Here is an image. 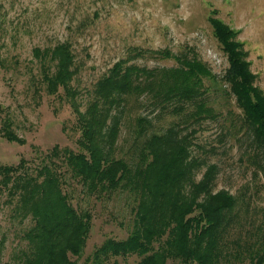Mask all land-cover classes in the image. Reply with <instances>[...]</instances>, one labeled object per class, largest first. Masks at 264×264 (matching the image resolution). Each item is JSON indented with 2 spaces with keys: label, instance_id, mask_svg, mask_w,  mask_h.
<instances>
[{
  "label": "trees",
  "instance_id": "trees-1",
  "mask_svg": "<svg viewBox=\"0 0 264 264\" xmlns=\"http://www.w3.org/2000/svg\"><path fill=\"white\" fill-rule=\"evenodd\" d=\"M209 20L228 60L220 79L235 96L251 135L254 174L264 175V89L257 83L239 30L216 10ZM147 51L175 58L177 64H140L136 58ZM32 53L38 63L32 76L35 90H64L79 137L76 149L55 144L33 170L25 160L0 164V195L6 192L15 212L33 221L24 232L27 246L18 256L19 264H122L119 257L132 254L140 259L125 264H166L170 257L185 264H264V228L253 241L231 238L242 204L228 188L215 189L218 164L192 152L195 142L189 132L182 133L180 122L153 130L147 114L134 115L141 104L184 115L186 123L216 117L209 91L210 80L217 82L219 77L207 61L196 51L178 54L168 47H133L98 78L83 106L73 84L78 67L72 42L35 45ZM124 124L135 133L137 148L129 156L119 153ZM2 135L24 141L8 121ZM203 166L197 179L196 170ZM68 173L90 194L127 190L137 201L127 237L106 238L83 263L72 255L79 257L85 248L92 213L72 203L64 185ZM0 264L16 263L0 259Z\"/></svg>",
  "mask_w": 264,
  "mask_h": 264
},
{
  "label": "rangeland",
  "instance_id": "rangeland-1",
  "mask_svg": "<svg viewBox=\"0 0 264 264\" xmlns=\"http://www.w3.org/2000/svg\"><path fill=\"white\" fill-rule=\"evenodd\" d=\"M214 10L239 30L238 38L249 51L257 83L264 89V0H0V164L25 160L33 170L55 144L77 148L75 112L64 90L57 94L35 90V45L72 42L78 67L73 84L80 90L83 106L98 78L133 47H168L178 54L196 51L219 77L217 82L210 80L209 91L216 117L186 123L184 115L151 110L141 104L134 115L147 114L153 120V130H165L173 121L180 122L182 133L189 132L195 142L192 152L218 164L215 189L228 188L240 199V222L231 229V238L255 240L264 228V175L254 174L257 165L251 155V135L242 123L235 96L220 79L228 60L209 20ZM136 59L149 67L177 64L175 58L148 51ZM6 121L24 141L2 135ZM134 136L133 129L124 124L120 154L135 153ZM205 169L196 170L197 179ZM64 185L72 203L80 211L92 213L85 248L79 257L72 258L83 263L106 238L127 237L137 204L132 192L90 194L70 173ZM32 223L30 217L15 212L6 192L0 195L1 261L20 263L18 256L27 246L24 232ZM139 259L136 254L119 257L122 264ZM166 264L185 263L170 257Z\"/></svg>",
  "mask_w": 264,
  "mask_h": 264
}]
</instances>
